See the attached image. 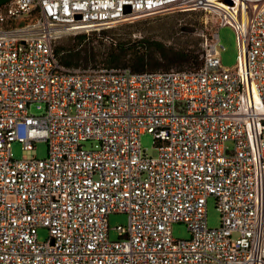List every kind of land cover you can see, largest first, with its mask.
<instances>
[{
	"label": "built area",
	"instance_id": "built-area-1",
	"mask_svg": "<svg viewBox=\"0 0 264 264\" xmlns=\"http://www.w3.org/2000/svg\"><path fill=\"white\" fill-rule=\"evenodd\" d=\"M192 1L0 3V264H264V2L244 28L222 22L239 34L233 66L218 29L193 69L68 66L55 50ZM40 139L47 156L13 157ZM115 212L128 220L111 239Z\"/></svg>",
	"mask_w": 264,
	"mask_h": 264
},
{
	"label": "rangeland",
	"instance_id": "rangeland-1",
	"mask_svg": "<svg viewBox=\"0 0 264 264\" xmlns=\"http://www.w3.org/2000/svg\"><path fill=\"white\" fill-rule=\"evenodd\" d=\"M224 1L234 4L236 0ZM237 1L239 2L237 10L241 20L240 25L244 28L248 17L255 9L261 6L264 0ZM254 4H256L257 7H254ZM226 15L227 10L222 0H195L163 12L139 17L131 22H123L104 28L79 32L77 34H86L87 36L81 40L76 37L77 34H68L57 41V46L61 47V54L67 53L73 49L79 50L85 47L94 52H103L104 45L108 44L111 37L126 38L132 36L134 38H139L141 36H146L152 39L165 40L168 37H165L166 31L164 28L173 24L176 28H183L179 31V34L184 35L183 38H190L193 40L197 38L203 39L204 47L205 42L210 40L213 32L218 29L220 43L225 46V49L221 50L222 64L224 66H233L238 61L241 44L235 26L228 23L222 24L226 19L224 17ZM102 30H112L113 32L104 36ZM167 40L172 41L173 38L171 37L170 39H166V41ZM80 62L81 65L79 66H84L83 61ZM96 64V62L90 63V65ZM193 68V66L189 65L185 66L183 69ZM172 69H180V67ZM31 112H37L35 106L31 107ZM141 143L143 148H146L149 154L156 153L154 138L150 132H145L141 135ZM86 146H90V143L87 142ZM12 152L15 159L30 158L32 156L44 158L48 154V144L43 139H40L36 141V146L33 150H25L20 142L14 141L12 143ZM108 219L110 238L116 239L117 231L115 230V226L119 224H127V215L123 212H115L111 213ZM207 219L209 227H217L220 225L221 212L217 208L214 196L208 197ZM173 234L178 238H188L189 232L186 224L183 222L175 223L173 225ZM38 237L39 240H45L48 237L47 228L40 227L38 230Z\"/></svg>",
	"mask_w": 264,
	"mask_h": 264
},
{
	"label": "trees",
	"instance_id": "trees-1",
	"mask_svg": "<svg viewBox=\"0 0 264 264\" xmlns=\"http://www.w3.org/2000/svg\"><path fill=\"white\" fill-rule=\"evenodd\" d=\"M180 29L175 25H169L164 28L166 31V39H152L150 37L141 36L116 38L111 37L108 44L104 45L103 52H94L85 47L79 50H70L61 54V47H55L61 61L68 66H79L83 61L84 66L96 62L104 63L109 66H129L133 70H157L172 69L185 66H193L199 68L202 65L204 47L203 39L183 38V34H179ZM112 30H102V33L109 35ZM78 39L86 38V34H77ZM91 50V51H90Z\"/></svg>",
	"mask_w": 264,
	"mask_h": 264
},
{
	"label": "bare ground",
	"instance_id": "bare-ground-1",
	"mask_svg": "<svg viewBox=\"0 0 264 264\" xmlns=\"http://www.w3.org/2000/svg\"><path fill=\"white\" fill-rule=\"evenodd\" d=\"M222 1H223V4H224V6L226 7V10H227V15L224 16V17L229 19V20H231V21H233V22H238L240 24V21H241L240 20V15H239V12L237 10V5L239 4V2L236 0L235 3L233 4V3H228L227 1H224V0H222ZM254 7H257V5L254 4Z\"/></svg>",
	"mask_w": 264,
	"mask_h": 264
},
{
	"label": "water",
	"instance_id": "water-1",
	"mask_svg": "<svg viewBox=\"0 0 264 264\" xmlns=\"http://www.w3.org/2000/svg\"><path fill=\"white\" fill-rule=\"evenodd\" d=\"M3 1H5V0H0V3L3 2Z\"/></svg>",
	"mask_w": 264,
	"mask_h": 264
}]
</instances>
